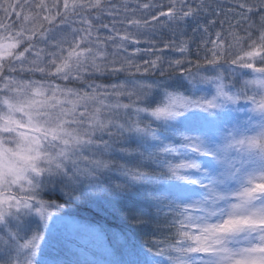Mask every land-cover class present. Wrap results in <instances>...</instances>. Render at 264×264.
Returning <instances> with one entry per match:
<instances>
[{"label":"snow or ice","instance_id":"obj_1","mask_svg":"<svg viewBox=\"0 0 264 264\" xmlns=\"http://www.w3.org/2000/svg\"><path fill=\"white\" fill-rule=\"evenodd\" d=\"M0 264H264V0H0Z\"/></svg>","mask_w":264,"mask_h":264},{"label":"trees","instance_id":"obj_2","mask_svg":"<svg viewBox=\"0 0 264 264\" xmlns=\"http://www.w3.org/2000/svg\"><path fill=\"white\" fill-rule=\"evenodd\" d=\"M110 223H111L113 226H115V222H114V221H110Z\"/></svg>","mask_w":264,"mask_h":264}]
</instances>
